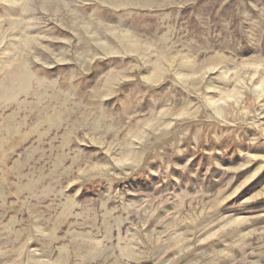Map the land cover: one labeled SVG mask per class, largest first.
I'll return each mask as SVG.
<instances>
[{"label": "rangeland", "instance_id": "1", "mask_svg": "<svg viewBox=\"0 0 264 264\" xmlns=\"http://www.w3.org/2000/svg\"><path fill=\"white\" fill-rule=\"evenodd\" d=\"M0 264H264V0H0Z\"/></svg>", "mask_w": 264, "mask_h": 264}]
</instances>
